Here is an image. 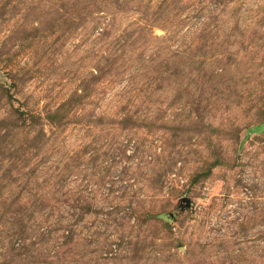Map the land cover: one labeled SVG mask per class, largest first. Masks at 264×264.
<instances>
[{
    "label": "rangeland",
    "instance_id": "rangeland-1",
    "mask_svg": "<svg viewBox=\"0 0 264 264\" xmlns=\"http://www.w3.org/2000/svg\"><path fill=\"white\" fill-rule=\"evenodd\" d=\"M0 264H264V0H0Z\"/></svg>",
    "mask_w": 264,
    "mask_h": 264
},
{
    "label": "water",
    "instance_id": "water-1",
    "mask_svg": "<svg viewBox=\"0 0 264 264\" xmlns=\"http://www.w3.org/2000/svg\"><path fill=\"white\" fill-rule=\"evenodd\" d=\"M193 204L192 201L188 198H184L181 202L180 211L185 212L186 210L192 209Z\"/></svg>",
    "mask_w": 264,
    "mask_h": 264
}]
</instances>
